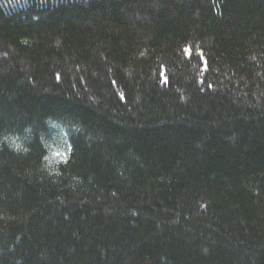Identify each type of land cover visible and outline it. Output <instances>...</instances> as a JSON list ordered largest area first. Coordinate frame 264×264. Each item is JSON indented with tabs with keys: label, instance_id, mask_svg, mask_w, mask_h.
Returning <instances> with one entry per match:
<instances>
[{
	"label": "trees",
	"instance_id": "obj_1",
	"mask_svg": "<svg viewBox=\"0 0 264 264\" xmlns=\"http://www.w3.org/2000/svg\"><path fill=\"white\" fill-rule=\"evenodd\" d=\"M0 264H264V0H0Z\"/></svg>",
	"mask_w": 264,
	"mask_h": 264
},
{
	"label": "clouds",
	"instance_id": "obj_2",
	"mask_svg": "<svg viewBox=\"0 0 264 264\" xmlns=\"http://www.w3.org/2000/svg\"><path fill=\"white\" fill-rule=\"evenodd\" d=\"M18 2L21 4V7L27 6L28 0H18Z\"/></svg>",
	"mask_w": 264,
	"mask_h": 264
}]
</instances>
